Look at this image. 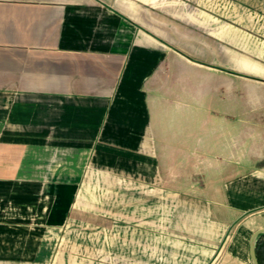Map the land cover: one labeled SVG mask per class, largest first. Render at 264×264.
<instances>
[{
  "label": "crops",
  "instance_id": "1",
  "mask_svg": "<svg viewBox=\"0 0 264 264\" xmlns=\"http://www.w3.org/2000/svg\"><path fill=\"white\" fill-rule=\"evenodd\" d=\"M107 181L146 201L110 208L115 259L253 264L264 0H0V264H85L57 234Z\"/></svg>",
  "mask_w": 264,
  "mask_h": 264
},
{
  "label": "rangeland",
  "instance_id": "2",
  "mask_svg": "<svg viewBox=\"0 0 264 264\" xmlns=\"http://www.w3.org/2000/svg\"><path fill=\"white\" fill-rule=\"evenodd\" d=\"M111 182H101L102 190H97V195L93 194V189H90L92 192L91 195V204H95L98 207L102 208L101 214H96L99 221L101 222L100 226H96L94 224H89L87 229H83L76 224V221L73 219L70 221L69 226H65L62 230L58 231V243L57 250L55 251H65L68 250L72 252V254H82L86 256L87 261L85 264H126L127 262L124 259H115L113 257V249L115 248V233L116 230L113 229V222L118 220H125V213L118 211V213L111 212L110 208L113 207L116 209L117 207L121 208L123 205L134 204V206H141L146 201H143V197L135 196L133 199L129 198L125 195V182H119V190L117 195L113 192H110V184ZM96 189L97 186H95ZM133 202V203H132ZM93 210V209H91ZM121 210V209H120ZM91 215H95L93 212L89 213ZM141 216L140 212H135L134 220L136 221V217ZM133 231L134 237H139L140 234H136L135 230ZM122 236L125 234L121 233ZM69 238L70 245L60 244L62 238ZM86 240V244H81L79 241ZM136 251L138 246L135 244ZM117 249L119 251H123L125 249V242L121 240L117 243ZM79 264V263H77ZM82 264V263H80Z\"/></svg>",
  "mask_w": 264,
  "mask_h": 264
},
{
  "label": "water",
  "instance_id": "3",
  "mask_svg": "<svg viewBox=\"0 0 264 264\" xmlns=\"http://www.w3.org/2000/svg\"><path fill=\"white\" fill-rule=\"evenodd\" d=\"M261 232H264V229L256 231L251 238L250 250L253 264H260L256 253V240Z\"/></svg>",
  "mask_w": 264,
  "mask_h": 264
}]
</instances>
